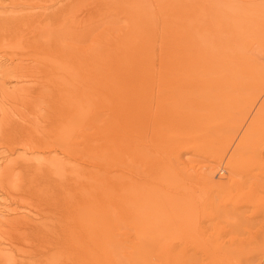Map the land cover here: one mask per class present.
<instances>
[{"label": "bare ground", "instance_id": "obj_1", "mask_svg": "<svg viewBox=\"0 0 264 264\" xmlns=\"http://www.w3.org/2000/svg\"><path fill=\"white\" fill-rule=\"evenodd\" d=\"M22 1L0 0V95L13 104L0 98V149L18 153L1 164L0 189L44 203L0 221V264H24L17 250L44 252L42 264H157L162 246L184 259L189 232L207 220L224 218L213 246L230 240L226 222L250 226L253 239L264 229L252 192L235 186L259 176L264 154L253 124L264 113V0L241 1L243 37L232 42L191 21L204 0H97L110 15L126 2L135 25L107 39L79 25L36 34ZM238 42L241 58L229 52ZM233 241L222 259L245 262L250 248Z\"/></svg>", "mask_w": 264, "mask_h": 264}, {"label": "rangeland", "instance_id": "obj_2", "mask_svg": "<svg viewBox=\"0 0 264 264\" xmlns=\"http://www.w3.org/2000/svg\"><path fill=\"white\" fill-rule=\"evenodd\" d=\"M39 1H41L42 3ZM173 1L174 0H168V2L171 3L170 5L172 6V8L175 7V4L172 3ZM204 1H208V4H206L205 7H209V9L206 8L207 9L206 10L205 8H203L204 6L202 8L199 7V9L195 12L196 13L195 17H192L191 21H195L196 23H200V22L208 23L210 21L209 22L210 24L208 25L210 31L208 32V34L211 37H213V34H215L216 37H218L219 35L220 37L224 39L228 35L230 38L227 36L228 37L226 38L227 40H230L231 42L239 41V38L243 37V33L240 31L241 22H242V12H241L242 11V5H241L242 0H204ZM178 2H179V6H182L184 0H178ZM21 4H23L21 6L26 5L24 6L26 8L21 9L22 11L19 10L17 12H23V14H31V15L33 12L32 16L30 15L29 17L28 15H25L26 17L24 16V20H25L24 22H28V24L25 25L28 27L36 23L35 25L36 34H38L39 32H44V34L52 33L56 29L57 30L61 29L65 25L67 26L70 25V26H73L74 28L76 25H79L78 31L82 35L85 34L84 35L85 38L93 37L97 39H107L109 37H117L120 35L123 36L122 33L124 31H128L129 29L135 30L134 29L135 25H132L130 23V20L127 17L128 12L125 6L126 2L119 3L118 11L114 15L107 14L106 13L107 9L103 6V4L100 1L98 2L97 0H69L68 2H66V0H56V1L55 0L54 1L53 0H36V6H32V7L29 6L28 4H33V2L31 1L29 2L28 0H23ZM3 9L5 8L0 6V13H3L5 11ZM96 9H99V11L95 12ZM46 15L49 17H47ZM182 16L184 17L185 13H182ZM56 17H58L57 20H56ZM187 20L190 21L189 17L187 18ZM230 35H232V37ZM81 39L83 38L81 37ZM238 43L236 46L232 48L229 47L231 48L229 52H233V50L234 49L236 50L237 48L236 55L238 58H241L240 56H238V55H241V48L239 49L237 47L238 45L240 46V43L239 44ZM205 52L215 53L209 50H206ZM219 53L221 55H226L221 52ZM227 54L232 55L234 53H227ZM203 55L205 57H208L205 54ZM3 59L2 61H5ZM226 60L229 61V57H227ZM21 83L25 84L24 81ZM7 86L9 87L8 84ZM0 98L1 100L3 99L2 102H4L7 108L13 107V104L12 106H10V102L7 101V99L4 96L0 95ZM34 104L44 105L43 103H41V101L35 102ZM17 105H14L16 110H17V107L25 106L21 108L22 111L23 112L30 111L27 104H24V105L21 104L22 106L21 105L17 106ZM237 107L240 108V106H237ZM263 107L264 105L262 106V108ZM0 108H1V104H0ZM1 117L2 116L0 114V118ZM237 123H238L237 124L238 127L237 126L236 127L239 129H235V131L240 130L241 128H244V125L247 123V120L244 119L243 117L242 119H237ZM253 124L255 126L254 130L256 131H258L259 126H261V130L263 132L260 130V132L262 133L259 132V134L261 135V138L259 136V140H262L263 138L262 141H264V113L262 114L258 113L256 118L253 120ZM1 151L2 149H0V160H1L0 168H2L3 165L1 164L2 163L5 164L4 162H6V160L8 161L10 159H13V156L16 157V155H18V153L5 154L3 151L2 152ZM256 163L260 166L257 169V170H260V172L256 171L257 176L259 175L260 177L259 176L255 177L256 175H253L249 177L248 179L243 180L241 183H237L235 186H236V191L239 190L244 194L248 192H252L253 199L255 200L253 201L251 211L256 210V211H259L260 214L262 213L261 215H263L264 214V186H263L264 185V182H263L264 181V154L259 159H257ZM23 196L25 195L23 194ZM213 196H214V193L211 194L212 199H209L207 197L202 200V202L204 203V207H209L211 205V203L213 202ZM29 199H32L33 203H29V200H26V199L24 201L23 197H20V199L17 200V203H14L11 197L7 193H4L3 190L1 191L0 189V217H1L0 221H4V219L12 218L13 215L14 217L15 216L24 217L25 216L24 213H26L25 212L26 210H28L29 208L32 209V211L37 210L44 203L32 197H30ZM15 205L18 206L19 211L18 213L11 214V211L8 209ZM23 209H26V210H23ZM223 219L224 218L221 217V218H216L212 221L207 220L206 226L204 228H197V229L195 228L196 230L190 231L189 233H190L192 241L188 243L189 249L185 251V258L182 260H179L180 256L178 257L177 254H175L176 256L174 254L170 256L169 247L162 246L156 257V260L158 261L157 264H230L227 261L225 262L222 259V254L224 250L231 248V246H227V245L229 242L232 243L233 245L234 243L233 238L235 241L241 239L244 249H246V247L250 248V251H249L250 257L244 260L245 262L231 263V264H264V229L262 228L260 229L261 231L255 230L253 235L256 237L253 239L251 238L250 232H249L250 226H246L240 223H237L234 226H232L231 224H229V222H226L227 226L230 229L229 234L226 236L230 240L227 239L228 243L225 245H220V246L212 245L213 236L219 233L220 226L223 222ZM37 220L39 222L47 223V226H46L47 228L50 226V224L53 223V221L54 222L56 221V218L53 220L52 217L51 218L39 217L37 218ZM179 229L180 227L169 228V230L167 231H171L172 233L179 234V231H180ZM0 242H2L0 243V246L9 247V244L6 242V240L2 239L0 240ZM25 243H26L25 241L19 242L17 246H19V248L22 250L23 247H26V245H24ZM54 245L64 246V242L63 241L57 242ZM7 247L6 249L10 251V249ZM64 248L69 249L68 247L67 248L64 247ZM13 249L16 250L15 248H12L11 251L13 252H14ZM17 251L19 253V254L16 253L17 256L23 259L24 264H42V260H44L45 258L49 256V255L44 254V252L38 253L37 255L33 257H30L29 255L21 256L20 251L19 250Z\"/></svg>", "mask_w": 264, "mask_h": 264}]
</instances>
